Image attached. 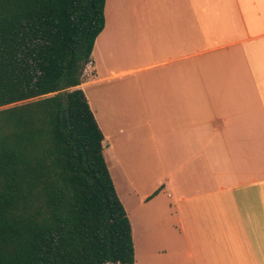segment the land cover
Here are the masks:
<instances>
[{"label":"crops","instance_id":"0c3cea01","mask_svg":"<svg viewBox=\"0 0 264 264\" xmlns=\"http://www.w3.org/2000/svg\"><path fill=\"white\" fill-rule=\"evenodd\" d=\"M103 15L78 88L134 264H264V0H105Z\"/></svg>","mask_w":264,"mask_h":264},{"label":"trees","instance_id":"16d2710c","mask_svg":"<svg viewBox=\"0 0 264 264\" xmlns=\"http://www.w3.org/2000/svg\"><path fill=\"white\" fill-rule=\"evenodd\" d=\"M105 0H0V264H134L81 89Z\"/></svg>","mask_w":264,"mask_h":264},{"label":"rangeland","instance_id":"374dc122","mask_svg":"<svg viewBox=\"0 0 264 264\" xmlns=\"http://www.w3.org/2000/svg\"><path fill=\"white\" fill-rule=\"evenodd\" d=\"M132 58H130V60H131ZM129 62V57L126 59V63H128ZM86 93H88V90L87 89H85L84 90ZM95 107V109H96V106H94ZM97 117H98V119H99V121H100V123H101V125H103L102 124V113L101 112H97ZM114 177V176H113ZM114 181L115 182H117V180L114 178Z\"/></svg>","mask_w":264,"mask_h":264}]
</instances>
